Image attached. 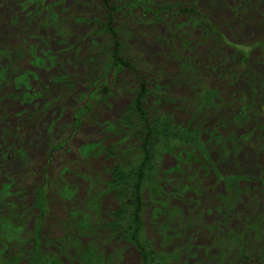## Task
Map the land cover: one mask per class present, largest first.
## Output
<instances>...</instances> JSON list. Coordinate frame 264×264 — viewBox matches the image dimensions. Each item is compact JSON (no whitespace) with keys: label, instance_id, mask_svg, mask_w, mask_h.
<instances>
[{"label":"rangeland","instance_id":"obj_1","mask_svg":"<svg viewBox=\"0 0 264 264\" xmlns=\"http://www.w3.org/2000/svg\"><path fill=\"white\" fill-rule=\"evenodd\" d=\"M107 1L120 3L110 38L131 46L147 102L202 134L207 151L163 155L160 190L145 193L149 238L176 264H248L242 249L264 264V0ZM135 2L149 13L137 4L129 15ZM161 3L178 7L157 21ZM108 16L99 0H0V264H29L38 244L58 264H84L86 247L139 262L105 225L106 181L143 143L123 122L141 81L106 72ZM84 217L86 233H67L68 218Z\"/></svg>","mask_w":264,"mask_h":264},{"label":"trees","instance_id":"obj_2","mask_svg":"<svg viewBox=\"0 0 264 264\" xmlns=\"http://www.w3.org/2000/svg\"><path fill=\"white\" fill-rule=\"evenodd\" d=\"M99 1L103 9L108 11L109 14L106 18L109 21V25L102 26L104 30H101V33L103 35L106 34L111 40L110 37L115 36L117 33V29L114 26V15L118 13L116 6L120 5V3L111 4L107 0ZM135 4L130 5L131 9L128 8L129 15L133 14V11L138 8V5L144 10V16L149 13V9H146L145 6L148 2H142L141 4L135 2ZM157 6L158 10L155 15V20L157 21H160V18H162L161 13H166L171 8L178 7L176 5L171 7L168 3H161ZM178 9L180 10V8ZM151 12L154 13V11ZM103 51L108 58L106 65L107 73L113 69L114 78H116V75L123 76L124 72L130 71L142 83L140 89L133 94L131 104L127 110V114L123 118V122L126 125L133 124L137 128L135 133L143 135V143L139 150L133 153L135 148L126 149L125 152L127 153H124L125 160L115 163V167L111 171L112 178L106 181L107 191L113 192L115 196V207L106 214V217L110 214L112 216V220H108L105 224L106 228L112 229L113 236L115 234L118 236L123 234L122 242L138 251V264H176L175 260L177 257H172L166 252L156 249L154 242L147 234L145 224L147 199L145 193L157 194L159 192L161 185L160 166L163 155L167 152L172 153L174 150L181 148V153H186L188 160H192V153H201L203 156L207 153L206 146L201 138L202 134L192 130L190 131L187 127L184 128L174 124L167 114L162 115L157 106L160 100L154 102L153 105H151V102H147L146 96L152 92L146 88L147 81L144 80L137 68L132 64L133 61L131 58L135 54L127 41H120L113 38L111 42H106L103 45ZM241 53L244 52L241 51ZM243 61H246V64L248 63V59L244 58ZM96 82L98 83L99 81L97 80ZM95 89L90 96V100L92 101L96 100L95 95H97L98 89L96 87ZM109 92L110 90L107 88L103 94L99 93L100 97L97 101L105 94H107L106 97H110ZM208 97L204 96L207 104L213 99ZM262 97L264 98V94ZM244 100L247 101V98L244 97ZM85 106L81 110L82 112L77 111L79 115L80 113H87L91 110V108L88 109ZM154 113L156 115H153ZM244 115L243 117L246 116ZM238 120L240 119L238 118ZM114 130L116 131V127H114ZM235 180L225 181L224 186L230 192L236 190L240 194V189L238 188L239 182ZM38 206L42 216L45 215L47 200L46 203L45 200H42ZM88 208L97 214L102 210L99 201L96 202L95 199H90ZM76 214L72 216L76 217ZM67 223V233L74 235L78 231L86 233L91 228L86 217L76 222L68 218ZM34 249L35 252L29 264H58L53 257L44 254L40 249V244ZM246 253V249H242L240 257L245 259L248 264H253V261L251 259L249 260V256ZM117 257L123 256L122 254H116L115 259ZM106 258L102 252L97 251L95 248L86 247L82 261H84V264H116L114 255L110 256V260Z\"/></svg>","mask_w":264,"mask_h":264}]
</instances>
